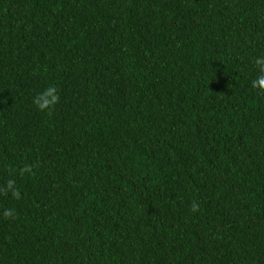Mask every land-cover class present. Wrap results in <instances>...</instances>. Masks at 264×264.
I'll use <instances>...</instances> for the list:
<instances>
[{
    "label": "trees",
    "instance_id": "16d2710c",
    "mask_svg": "<svg viewBox=\"0 0 264 264\" xmlns=\"http://www.w3.org/2000/svg\"><path fill=\"white\" fill-rule=\"evenodd\" d=\"M260 56L264 0H0V264H264Z\"/></svg>",
    "mask_w": 264,
    "mask_h": 264
},
{
    "label": "clouds",
    "instance_id": "9594fccd",
    "mask_svg": "<svg viewBox=\"0 0 264 264\" xmlns=\"http://www.w3.org/2000/svg\"><path fill=\"white\" fill-rule=\"evenodd\" d=\"M254 64L259 75L252 81V87L258 89L261 93H264V56L254 58ZM60 96L58 89L55 86H48L42 92L38 93L33 98V104L39 111L51 112L52 109L59 103ZM10 176L14 177L19 175L21 177L27 175H34L31 165L25 164L19 169L12 168L9 170ZM16 200L21 199L20 189L17 187L16 180L14 178L8 179L3 186H0V195L8 196ZM191 210L196 212L199 210V205L196 201H193ZM3 217L6 220L16 219V213L14 209H5L3 211Z\"/></svg>",
    "mask_w": 264,
    "mask_h": 264
}]
</instances>
